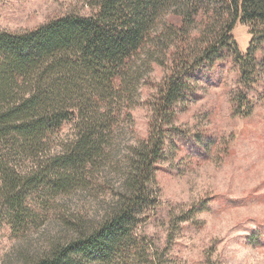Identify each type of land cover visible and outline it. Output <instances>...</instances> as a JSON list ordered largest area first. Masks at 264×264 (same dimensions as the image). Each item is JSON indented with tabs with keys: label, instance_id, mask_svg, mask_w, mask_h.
I'll return each mask as SVG.
<instances>
[{
	"label": "trees",
	"instance_id": "trees-1",
	"mask_svg": "<svg viewBox=\"0 0 264 264\" xmlns=\"http://www.w3.org/2000/svg\"><path fill=\"white\" fill-rule=\"evenodd\" d=\"M33 29L0 30V221L17 236L37 230L52 198L109 194L98 218L78 215L75 235L20 264H147L138 229L159 203L156 172L176 134V107L197 71L230 54L247 99L260 73L264 0H92ZM250 27L243 53L233 36ZM161 57L163 59H161ZM168 65L150 102L148 137L124 151L145 67ZM71 133L62 136L65 125ZM115 152H126L115 160ZM105 169L120 178L109 184Z\"/></svg>",
	"mask_w": 264,
	"mask_h": 264
},
{
	"label": "rangeland",
	"instance_id": "rangeland-1",
	"mask_svg": "<svg viewBox=\"0 0 264 264\" xmlns=\"http://www.w3.org/2000/svg\"><path fill=\"white\" fill-rule=\"evenodd\" d=\"M92 0H0V30L33 29L70 13H93ZM240 50L250 27L233 30ZM260 75L244 104L239 69L230 54L197 71L196 90L176 107L175 128L156 172L159 203L138 233L147 264H264V46L256 54ZM161 59H163L161 57ZM133 111L134 125L118 137L124 151L148 137L150 102L168 65L146 66ZM65 125L62 136L71 133ZM126 152H115L122 160ZM105 169L114 188L117 175ZM109 194L79 190L52 198L43 224L17 236L0 221V264H20L58 240L75 235L74 218H98Z\"/></svg>",
	"mask_w": 264,
	"mask_h": 264
}]
</instances>
